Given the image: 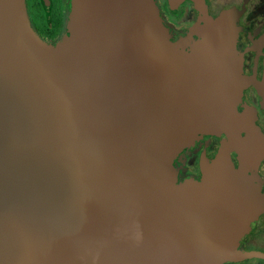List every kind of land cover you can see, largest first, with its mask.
<instances>
[{"label":"water","instance_id":"1","mask_svg":"<svg viewBox=\"0 0 264 264\" xmlns=\"http://www.w3.org/2000/svg\"><path fill=\"white\" fill-rule=\"evenodd\" d=\"M69 1L48 42L26 0H0V264L264 258L242 250L264 215V78L238 51L249 0H166L193 6L177 26L162 0Z\"/></svg>","mask_w":264,"mask_h":264},{"label":"flooded vegetation","instance_id":"2","mask_svg":"<svg viewBox=\"0 0 264 264\" xmlns=\"http://www.w3.org/2000/svg\"><path fill=\"white\" fill-rule=\"evenodd\" d=\"M42 1V0H41ZM31 22L37 33L48 42L55 41L62 30L65 14L68 11L69 0H46L37 6L34 0H26ZM161 9L166 19L172 25H180L193 16V6L183 3L176 13H171L166 0H162ZM238 51L242 57L243 72L246 77L256 82L264 78V0H249L243 20L242 30L238 39ZM244 99L258 110L261 99L258 92L249 87L244 93ZM262 115V113H261ZM264 131V117H263ZM217 140L212 139L208 151L215 152ZM200 152L185 156L184 164H178L181 178L186 181L197 173ZM259 173L264 178V161L259 166ZM264 189V186H263ZM244 252L259 253L264 256V215L259 219V226L242 244ZM235 264H264L263 257H253Z\"/></svg>","mask_w":264,"mask_h":264},{"label":"trees","instance_id":"3","mask_svg":"<svg viewBox=\"0 0 264 264\" xmlns=\"http://www.w3.org/2000/svg\"><path fill=\"white\" fill-rule=\"evenodd\" d=\"M34 2L37 4V6H41L42 5V1L41 0H34Z\"/></svg>","mask_w":264,"mask_h":264}]
</instances>
